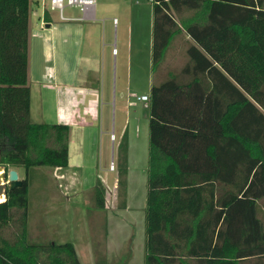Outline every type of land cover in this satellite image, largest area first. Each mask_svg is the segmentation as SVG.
Returning a JSON list of instances; mask_svg holds the SVG:
<instances>
[{"label":"trees","instance_id":"trees-1","mask_svg":"<svg viewBox=\"0 0 264 264\" xmlns=\"http://www.w3.org/2000/svg\"><path fill=\"white\" fill-rule=\"evenodd\" d=\"M150 2L151 72L177 33L191 44L178 72L148 88L140 264H264L256 203L264 199L262 0ZM29 7L30 0H0V167L23 174L0 201V264H80L72 243H30L26 235L36 168L66 167L68 139L66 124L30 120ZM42 17L48 20L46 11ZM118 155L122 208L125 134ZM217 184L225 186L218 194ZM103 193L97 181V209Z\"/></svg>","mask_w":264,"mask_h":264},{"label":"rangeland","instance_id":"rangeland-1","mask_svg":"<svg viewBox=\"0 0 264 264\" xmlns=\"http://www.w3.org/2000/svg\"><path fill=\"white\" fill-rule=\"evenodd\" d=\"M40 1L38 0L36 4L37 0H30L28 17L31 46L28 65L30 120L55 122L53 117L39 114V98H43L45 94L43 83L52 79L49 78L50 69L47 70L45 59L52 61V71L58 85L56 90H60L57 95L62 98L64 105L68 104L67 110L72 116L65 119L69 124L67 166L63 170L65 175L58 179L52 168L41 166L36 168L28 187L27 240L30 243L70 242L80 264H140L144 252L142 217L145 200L148 112L141 103L128 106V92L129 90L136 94L148 92L149 84L158 83L170 74H176L186 61L185 45L173 47L171 43L162 62L151 75L149 55L145 60L143 56L132 57L133 53H129L132 58L129 67L126 62L121 64V61L128 60V51L122 45V41H125L123 37L129 32L128 25L132 29L147 27L150 0H96V20L91 22L59 20L56 10H48L50 26L47 30L40 25L42 19ZM262 2L264 4V0ZM62 14L80 15L76 9L68 8H64ZM102 16L109 18L104 21L106 28L104 41L107 44L100 49L104 59L102 77L98 79V65L90 66L78 60L75 74L71 78L67 70L75 64L76 48L73 41L79 38L73 34V29L89 24L97 34L102 23L99 18ZM111 17H115L114 36ZM51 37L56 38L55 42L59 46L44 57L43 48L45 44L50 48ZM113 43L116 71L112 78ZM67 46H70V49L65 53L63 47ZM82 49L84 53L87 52L85 45ZM88 54L92 61H97L95 56L98 55V48L95 42H92ZM36 56L38 59L34 60ZM89 69L94 72H89ZM76 84L80 87L93 88L95 92L99 88L100 99L92 104L83 91L75 101L71 90ZM119 91L122 92L121 98L118 97ZM112 94L115 95V104L113 100L111 101ZM126 125L127 197L124 207L119 208L116 206L118 200L115 173L119 157L118 144ZM0 168L2 170L0 181L4 187L8 183L9 170L17 172L18 180L23 177L21 169L8 168L4 173L3 168ZM97 181H100L104 188L103 209H97L93 204V187ZM223 188L224 185L217 184L216 194ZM256 203L257 217L264 226V199H257Z\"/></svg>","mask_w":264,"mask_h":264},{"label":"crops","instance_id":"crops-1","mask_svg":"<svg viewBox=\"0 0 264 264\" xmlns=\"http://www.w3.org/2000/svg\"><path fill=\"white\" fill-rule=\"evenodd\" d=\"M47 15H48V13H47ZM94 17H95V11H94ZM99 19L102 23H101L100 31L97 34L94 33L93 28L90 27L89 24H87L85 27H80V28L76 27L73 29V34H76V36H79V38L75 39L73 41L74 42L73 45H75V48H76V51L74 53L75 64L73 67H71L70 69L67 70L68 71L67 74L69 76H71V78H73V76L75 74V71H76L75 65H76L78 60H81L82 62L87 63L88 65H90V64L91 65L95 64V66L98 65L99 66L98 67L99 70L97 71L98 72L97 73L98 79L99 78L101 79V77H102L104 59L101 56L102 51L100 49L107 44L104 41L105 40V32H106V30H105L106 28L104 27V21L108 20L109 18L102 16ZM113 19L115 20V17L110 18L111 22ZM147 19H148V25H147V27H144V28L138 27V28L132 29L128 25L127 30L129 32H128V34H126L125 37H123V38H125V41L124 40L122 41V45L124 47H126V49L128 51V60L127 61H121V64H124L126 62V65L129 67V65H130L129 63L132 60V58H130L131 55L129 53H133L132 57H135V55L143 56V58H145V60H146L147 55H149L150 44H151V36H150L151 7H149ZM41 20L43 21L44 29L47 30L48 27L50 26L49 17H48L47 21H45L44 18H42ZM94 20H96V19H94ZM91 21H93V20H91ZM91 21H83V22H91ZM40 25H41V21H40ZM112 25H113V36H114L115 23L113 22ZM123 38H121V39H123ZM55 39H56L55 37H51V40L49 43L50 48H48L47 45L45 44V46L43 48L44 49V53H43L44 57H46V55L50 54V51L55 50L57 48V46H59L56 44ZM29 40H30V36H29V22H28V43H29ZM92 42H95L96 48H98V55L95 56V59H97V61L93 60L94 62L91 60L92 57L90 56V54H88L91 47H92ZM171 43L173 44V47L175 45L176 46L185 45L184 49H186V47L189 44H191V40L188 38L187 35H185L183 32L180 31L179 33H177L173 37V39L170 41L169 45ZM83 45H85L87 47L86 53H84V51L82 49ZM111 46H112V44H111ZM69 49H70V46L63 47V51H65V53L68 52ZM112 49H114V51H115L114 43H113L111 50ZM46 50H47V52H46ZM99 50H100V53H99ZM30 51H31V46L29 43V51H28L29 54H28V56H30ZM80 55H81V57H80ZM115 55H116L115 52L113 53L111 51L112 78H113V76H115V71H116ZM36 59H38L37 56H36V58L34 57V60H36ZM140 64H142L141 61H140ZM28 65H29V60H28ZM52 65H53L52 61L45 59V66L47 67L48 71L50 69V72H48L49 78H52V79L51 80L48 79L43 83V85H44L43 88L45 90V94L43 95V98H41V97L39 98V111H40L39 114L41 116L43 114V115L53 117V119L55 120V122H53V123H64V124H66L68 127V132H69V124L65 122V119L68 117H71L72 113L67 110L68 107L66 105H68V104L64 105L62 98H60V96L58 97V95H57V93L60 90H56V87L58 85H56V83H55V73H53V71H52L53 70ZM63 66H65V65H63ZM149 66H150V64H149ZM89 72H94V71L92 69H89ZM128 73H130L129 68H128ZM150 73H151V75H153L154 72H151V70H150ZM50 84H51V86H50ZM71 86H73V85H71ZM149 86H150V84H149ZM149 86H148V88H149ZM83 91H84L85 96L89 100H91L92 104H94L98 99H100L99 88H98V91L95 92L93 90V88L89 89L87 87H80L77 84L74 85V87H72V90H71L72 98L75 99V101H76L77 97L80 96V92H83ZM147 93L148 92H140L139 94H136L135 92L129 90V92H128V98L129 99L127 100V105L128 106H135L136 103H141L143 108L147 109V106H146L147 101L144 102V101L137 100L135 98L136 96H140V95H146L147 96ZM118 94H119L118 97L121 98L122 92L119 91ZM132 95H134V96H132ZM111 97H112L111 101L113 100V104H115V95L112 94ZM72 102H73V100H72ZM100 104H101V102H100ZM41 122H43V121H41ZM126 132H127V125L123 128V131L121 133V137L124 134L126 136ZM99 133H101V130H99ZM127 134H128V132H127ZM110 135L112 136V134H110ZM109 140L111 141L112 138ZM126 148H128L127 139H126ZM64 168H52L54 170L53 173L55 174V176L58 179H60L62 176L65 175V174H63ZM109 170H111V169H109ZM66 177H67V175H66ZM125 178H127V176H125ZM126 192H127V190H126ZM126 192H125V198L127 197ZM125 204H126V201H125Z\"/></svg>","mask_w":264,"mask_h":264},{"label":"built area","instance_id":"built-area-1","mask_svg":"<svg viewBox=\"0 0 264 264\" xmlns=\"http://www.w3.org/2000/svg\"><path fill=\"white\" fill-rule=\"evenodd\" d=\"M36 3H38V0ZM95 3H96V0H41L40 1L41 14L43 15L44 11L48 12V10H56L58 12L59 20L91 21L95 19L94 17ZM64 8L76 9L80 15L79 16H64L62 14V10ZM112 21L115 22L114 19ZM41 25L43 26L42 20H41ZM112 51L114 52V49H112ZM135 98L140 101H144V102L147 101L146 95L136 96Z\"/></svg>","mask_w":264,"mask_h":264},{"label":"water","instance_id":"water-1","mask_svg":"<svg viewBox=\"0 0 264 264\" xmlns=\"http://www.w3.org/2000/svg\"><path fill=\"white\" fill-rule=\"evenodd\" d=\"M7 179H8L7 186L9 189H12L13 187L20 185V180L17 179L16 171L13 169L8 171ZM4 192H5L4 184L2 181H0V194L3 195V198H4Z\"/></svg>","mask_w":264,"mask_h":264},{"label":"bare ground","instance_id":"bare-ground-1","mask_svg":"<svg viewBox=\"0 0 264 264\" xmlns=\"http://www.w3.org/2000/svg\"><path fill=\"white\" fill-rule=\"evenodd\" d=\"M1 174H2V170H1V168H0V176H1ZM3 200H4L3 195L0 194V201H3Z\"/></svg>","mask_w":264,"mask_h":264}]
</instances>
